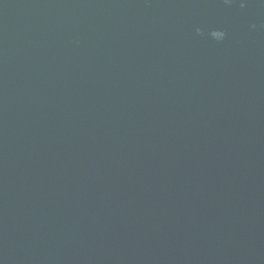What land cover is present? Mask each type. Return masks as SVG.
Wrapping results in <instances>:
<instances>
[{
  "label": "water",
  "instance_id": "obj_1",
  "mask_svg": "<svg viewBox=\"0 0 264 264\" xmlns=\"http://www.w3.org/2000/svg\"><path fill=\"white\" fill-rule=\"evenodd\" d=\"M0 264H264V0H0Z\"/></svg>",
  "mask_w": 264,
  "mask_h": 264
},
{
  "label": "clouds",
  "instance_id": "obj_2",
  "mask_svg": "<svg viewBox=\"0 0 264 264\" xmlns=\"http://www.w3.org/2000/svg\"><path fill=\"white\" fill-rule=\"evenodd\" d=\"M223 35V34H222Z\"/></svg>",
  "mask_w": 264,
  "mask_h": 264
}]
</instances>
